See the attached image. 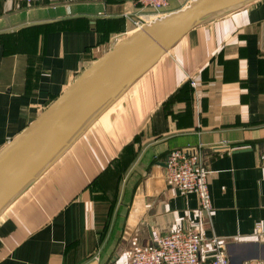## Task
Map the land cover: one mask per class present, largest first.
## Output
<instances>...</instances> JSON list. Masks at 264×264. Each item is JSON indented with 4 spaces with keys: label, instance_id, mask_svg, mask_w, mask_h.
<instances>
[{
    "label": "crops",
    "instance_id": "0c3cea01",
    "mask_svg": "<svg viewBox=\"0 0 264 264\" xmlns=\"http://www.w3.org/2000/svg\"><path fill=\"white\" fill-rule=\"evenodd\" d=\"M151 14L135 0H0V150ZM177 148L206 157L210 216L164 179ZM191 221L203 263L214 237L232 264L264 259V0L187 33L0 215V264H123L134 241Z\"/></svg>",
    "mask_w": 264,
    "mask_h": 264
},
{
    "label": "water",
    "instance_id": "95a60500",
    "mask_svg": "<svg viewBox=\"0 0 264 264\" xmlns=\"http://www.w3.org/2000/svg\"><path fill=\"white\" fill-rule=\"evenodd\" d=\"M253 1L193 0L99 57L0 150V215L187 33Z\"/></svg>",
    "mask_w": 264,
    "mask_h": 264
},
{
    "label": "built area",
    "instance_id": "2783aa9c",
    "mask_svg": "<svg viewBox=\"0 0 264 264\" xmlns=\"http://www.w3.org/2000/svg\"><path fill=\"white\" fill-rule=\"evenodd\" d=\"M34 4L41 0H20ZM145 10L152 12L154 19L137 21L136 29L166 15V10L172 0H135ZM149 15V14H147ZM129 19L131 16L126 15ZM195 84V82H192ZM206 157L201 149H173L166 160L164 179L184 193L198 196L200 208L210 216L213 205L209 185V173L205 166ZM261 223L256 227L260 228ZM199 222L191 221L185 228L169 234L154 233L153 243L140 246L136 241L126 251V261L123 264H232L224 241L217 237L212 239L215 255L208 262L200 259V251L204 238L199 231ZM116 264V263H108ZM242 264H264V259L253 258Z\"/></svg>",
    "mask_w": 264,
    "mask_h": 264
},
{
    "label": "rangeland",
    "instance_id": "374dc122",
    "mask_svg": "<svg viewBox=\"0 0 264 264\" xmlns=\"http://www.w3.org/2000/svg\"><path fill=\"white\" fill-rule=\"evenodd\" d=\"M172 1H174V0H172ZM172 1H171V2H172ZM112 179H113V176H111V180H110V182H111V181H112V182H114V181H115L114 179H113V180H112Z\"/></svg>",
    "mask_w": 264,
    "mask_h": 264
},
{
    "label": "bare ground",
    "instance_id": "6f19581e",
    "mask_svg": "<svg viewBox=\"0 0 264 264\" xmlns=\"http://www.w3.org/2000/svg\"><path fill=\"white\" fill-rule=\"evenodd\" d=\"M105 113H106V112H105ZM105 113H104V114H105ZM104 114H103V115H104ZM103 115H102V116H103ZM102 116H101V117H102Z\"/></svg>",
    "mask_w": 264,
    "mask_h": 264
},
{
    "label": "trees",
    "instance_id": "16d2710c",
    "mask_svg": "<svg viewBox=\"0 0 264 264\" xmlns=\"http://www.w3.org/2000/svg\"><path fill=\"white\" fill-rule=\"evenodd\" d=\"M117 178H118V176H117Z\"/></svg>",
    "mask_w": 264,
    "mask_h": 264
}]
</instances>
